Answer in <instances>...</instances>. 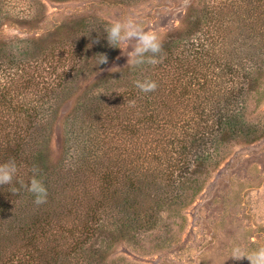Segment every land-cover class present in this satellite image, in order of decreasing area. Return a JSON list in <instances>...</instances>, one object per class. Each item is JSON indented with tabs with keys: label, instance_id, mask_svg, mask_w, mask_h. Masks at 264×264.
I'll list each match as a JSON object with an SVG mask.
<instances>
[{
	"label": "trees",
	"instance_id": "16d2710c",
	"mask_svg": "<svg viewBox=\"0 0 264 264\" xmlns=\"http://www.w3.org/2000/svg\"><path fill=\"white\" fill-rule=\"evenodd\" d=\"M204 2L162 44L156 64L82 91L83 144L58 168L43 160L40 131L58 92L117 47L107 26L87 19L17 39L25 46L0 45V163L19 167L12 184L0 186V264H101L102 245L87 249L92 239L152 227L154 211L176 204L182 186L195 188L225 140L242 133L246 98L264 75V0ZM37 6L0 0V24L10 13L21 25ZM145 78L157 82L155 91L135 86ZM34 171L48 193L40 205L27 188Z\"/></svg>",
	"mask_w": 264,
	"mask_h": 264
},
{
	"label": "rangeland",
	"instance_id": "374dc122",
	"mask_svg": "<svg viewBox=\"0 0 264 264\" xmlns=\"http://www.w3.org/2000/svg\"><path fill=\"white\" fill-rule=\"evenodd\" d=\"M31 1L38 6L29 17L22 18L21 25L14 23L10 13L2 19L0 45L7 42L8 47L25 46L28 44L17 39L35 40L60 25L81 19L89 20L91 25L108 26L129 17H135L145 30L157 32L164 44L182 29L192 9L205 4L204 0ZM133 45L121 44L106 63H93L81 78H73L65 91L58 92L54 110L40 129L45 164L58 168L75 159V148L83 144L79 116L82 107L78 105L82 91L96 79L133 67L127 64ZM253 89L246 98V126L235 139L225 140L216 165L200 180L202 185L199 181L193 185L195 188L191 184L182 186V198L154 211L149 229L108 235L110 240L99 242L92 239L87 249L92 252L102 245L101 264H250L246 258L236 261L227 257L233 245L247 251L264 247V75ZM93 133L89 138L98 139Z\"/></svg>",
	"mask_w": 264,
	"mask_h": 264
},
{
	"label": "clouds",
	"instance_id": "9594fccd",
	"mask_svg": "<svg viewBox=\"0 0 264 264\" xmlns=\"http://www.w3.org/2000/svg\"><path fill=\"white\" fill-rule=\"evenodd\" d=\"M104 31L106 32L107 42L111 47L120 48L121 44L134 42L132 50L128 54V65H154L158 62L159 54L162 51L161 36L155 31L145 30L143 25L135 17L113 21ZM98 57L97 65L107 62L106 55L99 54ZM135 86L141 92L149 93L155 91L158 85L155 80L145 78L135 81ZM101 93L103 91L99 95ZM18 172L19 167L15 160L0 163V186L11 185L13 178L17 176ZM27 188L33 194L35 204L40 205L46 202L48 195L47 188L35 174V171L30 178ZM229 258L236 261L246 258L250 261V264H264V247L247 251L240 245H233L227 260Z\"/></svg>",
	"mask_w": 264,
	"mask_h": 264
}]
</instances>
